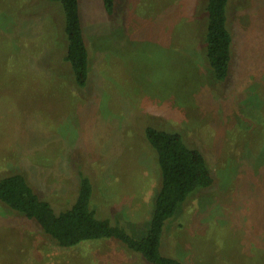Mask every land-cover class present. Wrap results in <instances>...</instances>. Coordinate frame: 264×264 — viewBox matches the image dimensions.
<instances>
[{"label": "rangeland", "instance_id": "rangeland-1", "mask_svg": "<svg viewBox=\"0 0 264 264\" xmlns=\"http://www.w3.org/2000/svg\"><path fill=\"white\" fill-rule=\"evenodd\" d=\"M205 1L116 0L110 16L101 0H80L90 67L78 87L61 5L0 0V177L22 173L60 210L81 170L102 217L142 224L159 186L144 128L178 131L215 182L167 222L163 252L185 264H264V0H231L224 81L205 58ZM0 264L149 263L112 240L59 246L0 202Z\"/></svg>", "mask_w": 264, "mask_h": 264}, {"label": "trees", "instance_id": "trees-1", "mask_svg": "<svg viewBox=\"0 0 264 264\" xmlns=\"http://www.w3.org/2000/svg\"><path fill=\"white\" fill-rule=\"evenodd\" d=\"M58 2L64 13L67 38L65 60L72 79L85 87L89 78L90 53L86 45L80 16V0ZM105 12L113 16L116 0H101ZM231 0H206L204 53L217 81L230 73L233 59V35L229 28ZM144 135L156 155L159 186L153 197L148 220L135 224L130 220L102 217L93 206L91 178L78 170L79 187L70 206L55 209L19 172L0 177V202L13 211L35 221L54 243L70 247L84 241L112 240L149 264H185L163 252L161 244L167 222L196 191L210 188L215 178L204 153L187 143L178 131H166L147 125ZM129 229V230H128ZM132 229V233L129 232Z\"/></svg>", "mask_w": 264, "mask_h": 264}]
</instances>
